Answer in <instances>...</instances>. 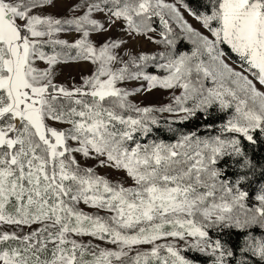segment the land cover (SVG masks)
<instances>
[{"label": "snow or ice", "instance_id": "snow-or-ice-1", "mask_svg": "<svg viewBox=\"0 0 264 264\" xmlns=\"http://www.w3.org/2000/svg\"><path fill=\"white\" fill-rule=\"evenodd\" d=\"M55 4L0 0V264H196L187 251L264 264V184L253 206L241 187L264 175L249 151L264 148V0H207L204 11L185 0H79L64 17L46 12ZM118 23L163 50L121 56L125 40H93ZM183 39L190 52L177 51ZM68 62L93 67L69 86L57 81ZM157 87L174 104L131 99ZM213 109L230 112L216 135L141 142L155 113L186 121ZM225 158L241 173L234 181ZM213 229L244 235L233 248Z\"/></svg>", "mask_w": 264, "mask_h": 264}, {"label": "trees", "instance_id": "trees-1", "mask_svg": "<svg viewBox=\"0 0 264 264\" xmlns=\"http://www.w3.org/2000/svg\"><path fill=\"white\" fill-rule=\"evenodd\" d=\"M191 8L196 9L198 11H204L207 0H185ZM155 26H157L158 31L160 30L158 18H154ZM193 45L187 40L183 39L177 44L178 52H190ZM163 46L157 45V48L151 51H145L143 53L153 54L157 51H162ZM228 51L227 47L225 48ZM142 53V52H141ZM136 54V53H135ZM139 54V53H137ZM229 57L240 64V61L237 59L235 54L229 52ZM149 72L158 73L163 72V70L150 67L148 69ZM210 83V82H209ZM174 104V102H172ZM155 108H160L163 106H153ZM213 116L209 118H205L203 115L198 114L196 117L190 118L186 121H181L178 119V114L174 113H155L158 117L159 123L157 126H154L153 133L150 134L147 138H142V143H147L149 140H155L157 142L164 141L165 143H175L182 135L196 133L198 136L204 137L209 135H216L219 130L220 124L227 120L230 112L224 113L220 112L218 109H213ZM182 115V114H179ZM175 122H171V121ZM212 124L213 127L209 128L208 125ZM169 126L174 129L173 131L169 130ZM250 153L253 156V160L259 162L264 160V148L256 146L253 150L249 148ZM232 161L228 158L221 161L220 167L226 169L225 176L227 179L234 181L238 175L241 173L238 172L234 167H230ZM251 176L249 182L243 184L241 187L244 190L249 192V198L247 200V204L249 206H253L255 204L254 196L257 193L259 186L264 184V175H262L259 170ZM223 178V177H222ZM256 234H259V229H253ZM213 239H220L222 242L227 245L235 248L240 242L244 235L243 232L239 230H224L222 232L211 230L210 232ZM189 259H192L196 262V264H212V257L206 254L187 251L184 253Z\"/></svg>", "mask_w": 264, "mask_h": 264}, {"label": "rangeland", "instance_id": "rangeland-1", "mask_svg": "<svg viewBox=\"0 0 264 264\" xmlns=\"http://www.w3.org/2000/svg\"><path fill=\"white\" fill-rule=\"evenodd\" d=\"M79 0H56L55 7H50L46 9V12L55 14L58 17L70 16L72 13L70 9L78 3ZM168 2H175V0H168ZM182 11H184L182 9ZM185 18L200 31L206 33V29L202 28V25L199 21L195 20L187 11H184ZM97 18L103 20V15H98ZM76 33L68 32L61 34V38L68 39L72 41L76 37ZM93 40L99 45L107 39H123L127 43L123 45L120 49V55L124 56L126 52H131L132 54H137L145 51H151L157 48L155 43L150 42L143 36H130L124 31H121V25L118 23L113 26L109 31L102 34H94ZM127 58V57H125ZM229 63L233 67L240 69V64L229 59ZM92 65L87 62H68L62 64L58 69L57 81L61 83H66L71 86L73 83H80V78L82 75L89 74L92 70ZM158 75H164V72L154 73ZM141 82L138 81H129L126 86L128 87H139ZM146 86L147 82H143ZM175 94H179V90H176ZM134 103L140 106H165L174 102L173 100V90H167L163 88H155L151 91H141L136 93L131 97ZM94 163L93 161H88V164ZM102 174H108L111 177L115 178L117 175H122V173L117 174L110 169H99Z\"/></svg>", "mask_w": 264, "mask_h": 264}]
</instances>
